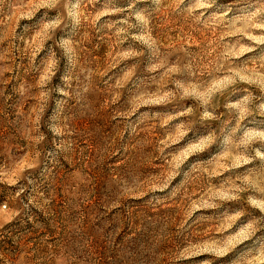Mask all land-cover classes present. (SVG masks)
<instances>
[{
	"label": "rangeland",
	"instance_id": "rangeland-1",
	"mask_svg": "<svg viewBox=\"0 0 264 264\" xmlns=\"http://www.w3.org/2000/svg\"><path fill=\"white\" fill-rule=\"evenodd\" d=\"M0 264H264V0H0Z\"/></svg>",
	"mask_w": 264,
	"mask_h": 264
}]
</instances>
